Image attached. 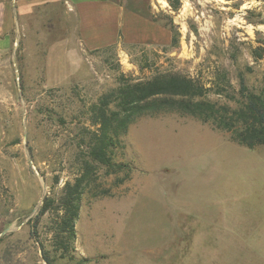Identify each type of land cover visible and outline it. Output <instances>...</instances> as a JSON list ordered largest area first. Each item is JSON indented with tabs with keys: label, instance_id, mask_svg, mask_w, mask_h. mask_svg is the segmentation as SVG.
Wrapping results in <instances>:
<instances>
[{
	"label": "rangeland",
	"instance_id": "1",
	"mask_svg": "<svg viewBox=\"0 0 264 264\" xmlns=\"http://www.w3.org/2000/svg\"><path fill=\"white\" fill-rule=\"evenodd\" d=\"M122 4L165 26L170 40L88 51L93 33L65 0L36 9L22 31H0L10 38L0 48V264H264V145L164 108L135 116L114 146V160L132 168L128 179L90 157L96 108L111 95L116 109L124 84L179 73L231 109L243 101L240 74L260 92L264 0ZM89 163L65 252L61 201Z\"/></svg>",
	"mask_w": 264,
	"mask_h": 264
},
{
	"label": "trees",
	"instance_id": "2",
	"mask_svg": "<svg viewBox=\"0 0 264 264\" xmlns=\"http://www.w3.org/2000/svg\"><path fill=\"white\" fill-rule=\"evenodd\" d=\"M112 1L122 4V0ZM132 10L143 14L141 9ZM210 90L211 88L198 83L194 78L179 73L124 84L113 94L117 101L116 109L109 107L111 95H106L96 108L100 133L90 151L91 161L104 165L109 174L125 171V176L119 177V182L128 179L132 168L114 160V146L126 134L135 116L164 108L178 109L204 122H211L218 129L231 131L232 138L247 147L264 145V85L260 92L250 90L244 75L240 74L243 101L235 109L206 100L205 96ZM86 168L74 183H67L61 201L63 215L58 223V236L60 247L65 252L74 249L72 241L76 237L75 226L80 202L85 188L92 181V163L87 164ZM108 191L103 190L102 193ZM44 211L45 209L41 213Z\"/></svg>",
	"mask_w": 264,
	"mask_h": 264
},
{
	"label": "crops",
	"instance_id": "3",
	"mask_svg": "<svg viewBox=\"0 0 264 264\" xmlns=\"http://www.w3.org/2000/svg\"><path fill=\"white\" fill-rule=\"evenodd\" d=\"M63 0H2L0 1V31H22V25L28 24V19L41 6L53 3L57 6ZM70 11L75 13L74 21L89 36L90 50H99L103 46L140 45L151 42L167 43L172 33L157 21L128 9L124 4L112 0H65ZM58 7V6H57ZM23 21H22V20ZM75 24V23H74ZM109 25L113 30L110 37L101 33L103 26ZM125 29V37L120 38V31ZM9 33L0 39V48L7 47ZM83 48L86 46L83 38H77ZM103 42V43H102ZM85 51H87L85 49Z\"/></svg>",
	"mask_w": 264,
	"mask_h": 264
}]
</instances>
